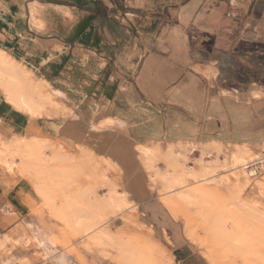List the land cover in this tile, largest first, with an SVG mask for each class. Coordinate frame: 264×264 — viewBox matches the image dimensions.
Instances as JSON below:
<instances>
[{
  "label": "crops",
  "instance_id": "1",
  "mask_svg": "<svg viewBox=\"0 0 264 264\" xmlns=\"http://www.w3.org/2000/svg\"><path fill=\"white\" fill-rule=\"evenodd\" d=\"M125 1L113 19L106 8L115 0H0V47L30 70L42 69L49 83L65 82V63L82 67L86 82L82 92L61 85L70 112L49 116L28 115L0 90V121L15 134L35 126L80 144L78 98L101 79V98L92 95L91 104L105 128L124 131L119 141L132 151L186 142L197 158L215 151L211 141L264 142V0ZM39 19L44 27L36 29L31 21ZM101 155L117 160L111 151ZM16 203L15 191L0 185V221ZM174 248L177 264H200L191 247Z\"/></svg>",
  "mask_w": 264,
  "mask_h": 264
},
{
  "label": "rangeland",
  "instance_id": "2",
  "mask_svg": "<svg viewBox=\"0 0 264 264\" xmlns=\"http://www.w3.org/2000/svg\"><path fill=\"white\" fill-rule=\"evenodd\" d=\"M125 2V0H115L113 8L110 10L106 8L108 16H112L114 19L116 9L124 12ZM80 9L82 8L80 7ZM104 17L102 15V18ZM79 18L78 15L74 16V22ZM39 20L40 22L37 21L35 25L31 21L32 26L36 29L44 27L41 19ZM114 23L111 22L113 26ZM60 55L63 59L64 55L62 53ZM65 56L67 58L74 57L72 51L70 55L65 53ZM29 57L37 58V55ZM38 58H41V53ZM17 60L30 71L32 80L44 85L47 88V93H50L53 100L58 102L59 105L54 109L49 105V113L46 116L60 112L56 111V108H61L63 113H69L71 99L58 89L61 85L72 86L82 92L86 84L82 67L74 68L65 63V66L61 68V80L64 78L65 82H56L52 80V77H48L49 83L42 79V69L37 71V68H31L30 70L18 58ZM100 84L101 79L95 83L88 96L78 98L79 113H82L80 144L74 145L72 141L65 142L56 136H48L35 126L29 128L23 135L15 134L5 123L0 121V137L2 138H0V142L5 140V143L13 146L18 138L31 141L35 137L38 140L47 159L42 177L47 180L45 184L53 194V198L57 199L56 204L58 207L61 206L56 210L53 206V210L50 208L51 204H47V201L45 202L35 189L37 180L34 175L28 174V176L27 173H21L18 167L20 171L16 169L15 173H8L0 166V185L15 191L17 195V203L12 206L11 212L4 213L0 221V226H2L0 227V264H155L157 260L154 258H163L161 249L174 254L176 246L191 247L198 256L195 261L200 264H264L263 241L261 242L259 239V241L257 239L253 241L250 237L244 248L238 251L231 249V252L228 248L226 250V247L224 248L221 243V245L218 244L213 239L214 236L211 235V232L207 230L209 222L210 224L217 223L222 220V217L223 219L225 217V219H229V223L232 218L231 223L240 221L241 225L243 224L245 227L243 229L241 226L243 230H246L244 231L246 234L253 233L252 217L241 211L239 200L241 198V200L254 201L264 208V190L258 192L255 182H252V185L242 192H230L226 184L232 178V174L228 171L229 169H225L226 163L219 159H225V156H229L235 151L258 153L262 156L264 143H225L221 145L222 152L217 154L215 151H211V155L203 153L197 158L194 156L197 152H192L186 142L161 145L155 160L160 171L177 169L174 172H181L169 158L178 151L188 157L186 163L193 167L194 171L199 174L207 172L205 177L209 178L208 182L197 183V180H193L189 176L186 177V188L204 185L207 190L202 203L191 204L176 197V194H165L164 182L160 177L155 176V168L149 166L142 159L140 148L134 146V151H132L131 143L119 141L124 131L117 128L116 130L111 129L113 131L111 132L110 129L102 125L100 122L102 115L98 114V109L91 104L92 99L97 102L101 98L99 95ZM0 90L3 91L1 87ZM92 95L96 96L91 99ZM92 110L96 111L92 112ZM126 144L129 152L122 151ZM172 148L174 150L172 154H169ZM106 150L113 152L117 158L115 162L101 155ZM215 154L218 157L217 161L209 162L216 156ZM200 159L202 160L200 161ZM208 167L209 169H207ZM52 172L53 174H51ZM93 173H98V176L101 173L106 174L107 178L103 181V178L99 177L100 180H98L99 178L96 179L98 176ZM259 173H261L260 178L264 184V168ZM55 182H60V185H55ZM110 186L117 192H121L131 205H136L135 209L118 214L112 208L109 207L112 210L108 209V206L101 207L99 198L108 191ZM66 201L69 202V206ZM16 211H19L18 215L15 214ZM95 212L97 216L94 215ZM126 213L130 218H133L132 221L128 220ZM214 213L219 215L213 218L210 215H215ZM78 217L82 219L97 217V225L104 224L102 227H107L111 238H105V242L103 241L100 246L94 243L93 245L85 243L88 242L89 237L85 236V233L76 226L75 222ZM203 217H205L204 220ZM217 218H219L218 221L214 220ZM148 251L151 252V256H148ZM166 262L162 264H168Z\"/></svg>",
  "mask_w": 264,
  "mask_h": 264
},
{
  "label": "bare ground",
  "instance_id": "3",
  "mask_svg": "<svg viewBox=\"0 0 264 264\" xmlns=\"http://www.w3.org/2000/svg\"><path fill=\"white\" fill-rule=\"evenodd\" d=\"M0 87L2 88L3 93L5 95V99L7 101L12 103L18 109L26 112L30 116L46 115L47 113H49L48 110L49 105L53 109L59 105L56 100H53L52 95L50 93H47V88L44 85H41L38 82L32 80L30 71H28L25 67H23V65L17 60L16 57H13L10 53H8L6 50H3L1 48H0ZM104 121L108 124H112L114 122V120L111 118H106ZM221 145L222 143L220 141L218 142L211 141V143L208 144V146L212 147L217 154L223 150V147ZM191 147L193 148V146ZM138 148H140V153L145 163H148L149 166L154 167L156 171L155 176L160 177L161 180L164 182V190L166 191L165 194L167 195L169 193L176 194V197L180 198L181 200L187 201L191 204H200L203 202V200H205L204 196L207 191L205 186L202 185V187L186 188V182H187L186 177L189 176L191 177V179L197 180L196 181L197 183H202L205 181L208 182L207 180L209 178L207 179L205 177L207 172L200 171L202 174H199L196 171H194L195 169H193V167L189 166L188 163H186L188 157L185 154L182 155L180 152L177 151V153L173 154V156H169L171 163L177 168L179 167L178 170L181 171L180 173L174 172L177 169L175 170L173 169L174 171H170V170L160 171L157 165L155 164L156 162L155 160L158 155L157 150L159 148L154 147L152 145L151 146L138 145ZM173 150L174 149L172 148V150L169 151V154H172ZM209 154L211 155V152H209ZM47 156L49 157L48 154ZM217 159L218 157L216 155L214 160L217 161ZM201 160L202 159H200V161ZM46 161L47 159L45 158V152L41 150L40 144L35 137L32 138L31 141H28L27 139L25 140L18 138L16 139V142L14 143L13 146L5 143V140L4 142L3 140L0 142V166L4 168V170L8 173H15L16 169L19 168L21 170V173H27V175L28 174L34 175L35 179L37 180L36 183L34 182L37 193L42 196L45 202L47 201V204H51L50 207L51 209L54 207L56 210V208L59 209L61 206L58 207V205L56 204L58 202L57 199H55V197L53 198L52 196L53 194H51L50 190L47 188L45 184V181L47 180H45L42 177V174H44L45 172L44 164L46 163ZM222 162L226 163L225 169H229L228 171L232 174V178L229 179V182L226 184L227 189H229L230 192H236V191L242 192L245 188L252 185V182H255L254 184L258 192L264 190V184L260 178L261 173H259L256 168V165L257 166L260 165V167L264 168V154L260 156L258 155V153L251 154L250 152H246V151H242V152L235 151L232 152L229 156H225V159H223ZM19 169L18 171H20ZM207 169H209V167ZM102 173L101 175L99 174V176L98 173H95L96 176H98V177L95 176L96 179L102 177L103 179L102 178L101 179L104 181V179H106L107 177L106 174H102ZM51 174H53V172ZM100 178L98 180H100ZM58 184L60 185V182L58 183L55 182V185ZM99 199L98 200L101 207L108 206V209L112 208L113 211H115V213L118 214H122L128 210H133L135 209L136 206V205L135 206L131 205V203L124 198V195L119 191L117 192L116 189L113 188L112 186L108 187V191L102 194V197H100ZM239 201L241 205V211L246 212L252 217L251 220L252 222H254V228L252 229L253 233L246 234V232H244L246 230H243L245 229V227L243 226V224L241 225V222L238 220L237 221L233 220L234 222L231 223L233 218L230 219V223L228 222L229 219L227 218L225 219V217L224 219L222 217V220L220 222L218 221L219 218H217L214 219L218 221V222L216 221L217 223L213 222L210 224L209 222L208 223L209 227L207 226L208 227L207 230H209L211 232V235L214 236L213 239H215L216 242H218V244L221 243L224 246V248L226 247V250L227 248L229 250L231 249L236 251H238L239 249L241 250V248H244L246 243L250 239H253V241L259 239L261 240V242L262 241L264 242V208L257 205L254 201L252 202L249 200L247 201L241 200V198ZM68 203L66 201V204ZM127 214L128 213H126L128 220L132 221L133 218H130ZM94 215L97 216L96 212ZM216 215L218 216L219 214H215V215L211 214L210 216L216 218L217 217ZM204 218L205 217H203V220ZM224 220L227 221L228 223L223 222ZM209 221H211V219ZM75 224L78 228H80V230L83 233H85V236L89 237L87 240L88 242H85L89 245L91 243L93 245L94 243L95 245L100 246L103 244L105 238L107 239L111 238V233H109L107 227H102L104 224H102V226L97 225L98 224L97 217L91 219L88 218L82 219L78 217ZM241 226L243 227V229ZM87 244L86 246L88 247ZM155 249L156 248L154 246V250ZM161 250H162L161 255L163 254V258L158 257L155 254V256L159 258V259L154 258V260H157L155 261V264H162L165 261H167L168 264L171 263L177 264L174 262V256L171 251L169 252L166 251L165 249H161ZM150 251H148L149 253L148 256L152 255ZM208 254L210 255V253ZM209 258L212 259L210 256Z\"/></svg>",
  "mask_w": 264,
  "mask_h": 264
},
{
  "label": "built area",
  "instance_id": "4",
  "mask_svg": "<svg viewBox=\"0 0 264 264\" xmlns=\"http://www.w3.org/2000/svg\"><path fill=\"white\" fill-rule=\"evenodd\" d=\"M256 168H257V171H258V172H261L262 167H260V165H258V166L256 165Z\"/></svg>",
  "mask_w": 264,
  "mask_h": 264
}]
</instances>
